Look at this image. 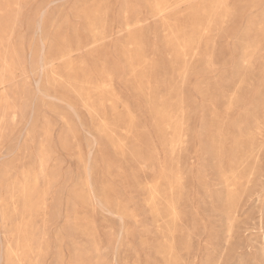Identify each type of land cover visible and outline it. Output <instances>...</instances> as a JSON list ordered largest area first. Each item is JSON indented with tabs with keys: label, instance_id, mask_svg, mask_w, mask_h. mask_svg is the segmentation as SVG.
I'll return each mask as SVG.
<instances>
[{
	"label": "rangeland",
	"instance_id": "1",
	"mask_svg": "<svg viewBox=\"0 0 264 264\" xmlns=\"http://www.w3.org/2000/svg\"><path fill=\"white\" fill-rule=\"evenodd\" d=\"M0 264H264V0H0Z\"/></svg>",
	"mask_w": 264,
	"mask_h": 264
}]
</instances>
